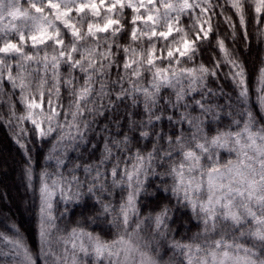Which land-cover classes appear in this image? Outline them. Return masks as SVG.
Listing matches in <instances>:
<instances>
[{
  "label": "snow or ice",
  "instance_id": "obj_1",
  "mask_svg": "<svg viewBox=\"0 0 264 264\" xmlns=\"http://www.w3.org/2000/svg\"><path fill=\"white\" fill-rule=\"evenodd\" d=\"M225 2L236 21L212 0H0V123L25 157L39 241L33 254L5 218L0 264H264V115L250 107L244 60L213 23L218 10L247 52L245 6L259 25L264 0ZM213 38L219 55L205 63ZM254 90L264 113V67ZM101 117L108 123L97 131ZM32 140L51 143L39 172ZM89 146L98 159L78 162ZM151 185L176 208L142 215ZM89 200L88 222L111 239L79 224L64 234L71 206ZM179 208L198 221L187 240L169 228Z\"/></svg>",
  "mask_w": 264,
  "mask_h": 264
},
{
  "label": "trees",
  "instance_id": "obj_2",
  "mask_svg": "<svg viewBox=\"0 0 264 264\" xmlns=\"http://www.w3.org/2000/svg\"><path fill=\"white\" fill-rule=\"evenodd\" d=\"M213 4H218L224 8V14L227 16H232L233 20L236 21L237 17L233 14V10L226 4L225 0H212ZM246 7V19L248 22V38L250 41L249 51L245 52L242 45V36L240 35L239 27H237V38L235 43H232L231 30L224 23L223 17L219 15L217 10V15L214 19V25H218L216 29L219 32L220 37L224 38L229 48L235 47L236 50L241 55V58L244 60L246 68L249 72V89L251 96L250 107L257 113L258 116L264 115L260 113L258 105L255 103V84L256 78L258 76V71L260 67H264V39L258 37V32L260 29L264 28V23L257 24L255 21L254 12L251 7L248 5ZM130 12L125 10V17L130 16ZM123 42V41H122ZM215 38H213V47H210L207 52L202 53V57L205 63H210V57L213 53L217 56L215 48ZM226 70V69H225ZM113 78H115L113 76ZM221 83L224 84L225 92L231 95L232 102L235 104L236 101V91L230 84L221 80ZM212 87L216 85L211 83ZM6 91H11L7 84L4 85ZM168 93L166 92L165 95ZM219 104H225V97H220L217 101ZM17 111H22V108L17 105ZM0 113H3L5 119H7V108L3 105H0ZM239 118V117H237ZM115 119V116H113ZM108 123V120L103 117L100 118L99 123L97 124V131L103 126V124ZM261 124H264V120L260 121ZM225 125H231V120L228 118L224 119V123L220 125L223 128ZM109 127H112L109 124ZM13 129L0 123V145L6 150L7 155H11V165H7V162L4 158L3 153L0 151V193L4 194L3 199L0 200V221H3L7 218V223H15L22 233L24 234L29 247L31 248L33 254H36L39 250V241L36 234L35 228V207L33 205V200L35 199L32 191L26 188V180L23 177V167L25 165V157L23 151L18 147L16 143L13 142ZM91 142L97 144V149L102 146V136L95 135L94 138L90 137ZM29 143L30 154L33 159L36 161L37 168L36 171L39 172L41 168L47 165L49 162L45 160L51 143H40L35 140H32ZM81 152L84 154V159L79 160L78 162H90L91 160L98 159L99 151L93 150L91 147H88L87 151L81 149ZM80 152H72L69 154L70 158L73 161H77L80 157ZM10 159V158H9ZM1 167H5V171ZM51 170V169H50ZM159 183V181H157ZM14 190V194L11 193L10 189ZM152 192H156L157 199H154L151 195ZM148 193L145 196H142V205L141 213L147 214L149 211H159V206L163 204H168L169 207L176 208V202L174 198H166L169 194L161 193L156 191L155 185H151L148 189ZM72 210L66 218L60 221L61 226L65 228V233L71 227L80 226L85 227L89 231L99 233L105 239H111L112 236L102 232L100 228L96 227L94 224L88 222L89 217L96 215V210L92 208V201H88L85 205L81 203L79 206L72 205ZM198 221L191 218L189 209L179 208L172 214V220L169 223V228L172 230V233L175 236V239L178 240H187L195 232L199 231L197 227ZM0 231H4L11 235L10 230L5 227L4 223H0ZM168 255H171V252H168ZM168 257L165 256V259ZM37 264H42V258H38Z\"/></svg>",
  "mask_w": 264,
  "mask_h": 264
},
{
  "label": "rangeland",
  "instance_id": "obj_3",
  "mask_svg": "<svg viewBox=\"0 0 264 264\" xmlns=\"http://www.w3.org/2000/svg\"><path fill=\"white\" fill-rule=\"evenodd\" d=\"M23 6L26 7L27 5H23ZM233 130H235V129H233ZM0 151H1V152L3 153V155H4V158H5L6 162H7V165H8V166L11 165V161H10V160H11V157H12V156H11V155H7L6 150H5L1 145H0ZM10 156H11V157H10ZM9 158H10V159H9ZM223 158H224V159H227V158H228V157H227V154H223ZM1 168H2V170H4V171L6 170L5 167H1ZM10 191H11L12 194H14V190H13L12 188L10 189ZM89 264H91V261H89Z\"/></svg>",
  "mask_w": 264,
  "mask_h": 264
}]
</instances>
